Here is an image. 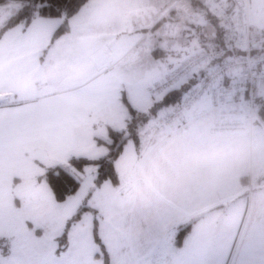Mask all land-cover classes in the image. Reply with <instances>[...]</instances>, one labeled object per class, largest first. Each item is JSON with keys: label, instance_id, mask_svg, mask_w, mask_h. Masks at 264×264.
<instances>
[{"label": "snow or ice", "instance_id": "obj_1", "mask_svg": "<svg viewBox=\"0 0 264 264\" xmlns=\"http://www.w3.org/2000/svg\"><path fill=\"white\" fill-rule=\"evenodd\" d=\"M0 264H264V0H0Z\"/></svg>", "mask_w": 264, "mask_h": 264}]
</instances>
